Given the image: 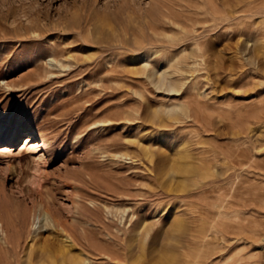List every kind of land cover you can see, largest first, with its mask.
Returning a JSON list of instances; mask_svg holds the SVG:
<instances>
[{
  "label": "rangeland",
  "instance_id": "rangeland-1",
  "mask_svg": "<svg viewBox=\"0 0 264 264\" xmlns=\"http://www.w3.org/2000/svg\"><path fill=\"white\" fill-rule=\"evenodd\" d=\"M66 238L264 264V0H0V264Z\"/></svg>",
  "mask_w": 264,
  "mask_h": 264
},
{
  "label": "bare ground",
  "instance_id": "bare-ground-1",
  "mask_svg": "<svg viewBox=\"0 0 264 264\" xmlns=\"http://www.w3.org/2000/svg\"><path fill=\"white\" fill-rule=\"evenodd\" d=\"M16 131V130H15ZM12 135H11V137H9V138H7V141L9 142V143H13V141L16 139V135H18L16 132H13V133H11ZM31 139H33V138H31ZM30 138H28V140H29V142H30V140H31ZM15 142V141H14ZM28 142V141H27ZM34 142V141H33ZM14 144V143H13ZM180 173H182V171H184V170H181V169H179L178 170ZM177 171V172H178ZM240 182V181H239ZM232 225H234V224H232ZM238 224H236V226H235V228L236 229H238V228H242V229H244L245 227H240V226H237ZM234 226H232L233 228H234ZM217 234H219V232H217ZM69 238H66L63 242L64 243H66V244H68L69 246H65V249L64 248H61L60 250H59V254L61 255L60 256V258L58 259V260H56L54 257H51L50 258V260L53 262V264H83V261L81 260V255H75V254H72V250H71V248H74V245H72V243H71V245H70V242H69ZM63 243V244H64ZM62 244V245H63ZM184 245V244H183ZM195 245V244H194ZM193 245V246H194ZM63 247V246H62ZM144 247V246H143ZM195 247V246H194ZM197 247H198V244H197ZM207 247H210V245L209 246H207ZM142 248V247H141ZM178 251V250H177ZM171 252H172V250H171ZM176 252V251H175ZM189 254H191V252L189 253ZM194 255V254H193ZM189 256V255H188ZM191 257V256H190ZM189 257V258H190ZM193 257V256H192ZM180 259H179V257L176 255V254H172V255H170V256H166L165 258H164V260H163V264H179L180 262ZM203 261V260H202ZM137 261H135V263H136ZM179 262V263H178ZM187 264H189V263H187ZM224 264H228V263H224ZM232 264V263H231ZM233 264H237V263H233Z\"/></svg>",
  "mask_w": 264,
  "mask_h": 264
}]
</instances>
